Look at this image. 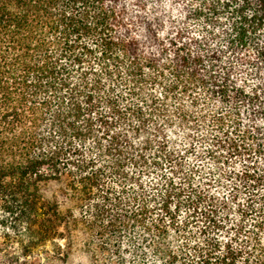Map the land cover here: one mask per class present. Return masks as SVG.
I'll use <instances>...</instances> for the list:
<instances>
[{
	"label": "trees",
	"instance_id": "1",
	"mask_svg": "<svg viewBox=\"0 0 264 264\" xmlns=\"http://www.w3.org/2000/svg\"><path fill=\"white\" fill-rule=\"evenodd\" d=\"M78 232L88 264H264V0H0V264Z\"/></svg>",
	"mask_w": 264,
	"mask_h": 264
},
{
	"label": "rangeland",
	"instance_id": "2",
	"mask_svg": "<svg viewBox=\"0 0 264 264\" xmlns=\"http://www.w3.org/2000/svg\"><path fill=\"white\" fill-rule=\"evenodd\" d=\"M51 189L52 190H55L58 193L59 187H58L57 184H54L52 186H49L48 189H47L48 190V193L51 192ZM76 235L78 237L74 238L73 241H72L73 242V246H72L73 253L69 257L67 264H88V262H89L88 255H86L84 253V250L79 249V248L81 247V244L83 243V241L88 240L89 236H88V234L81 233V232L76 233ZM60 242L62 244L65 243L64 240H62ZM77 248H78V250H76Z\"/></svg>",
	"mask_w": 264,
	"mask_h": 264
}]
</instances>
